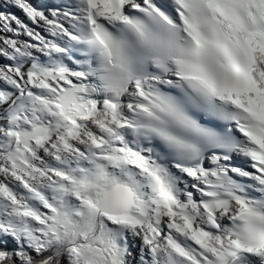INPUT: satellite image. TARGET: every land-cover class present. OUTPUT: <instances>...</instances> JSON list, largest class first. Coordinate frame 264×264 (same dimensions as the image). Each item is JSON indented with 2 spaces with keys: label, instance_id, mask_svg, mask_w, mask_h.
I'll use <instances>...</instances> for the list:
<instances>
[{
  "label": "snow or ice",
  "instance_id": "obj_1",
  "mask_svg": "<svg viewBox=\"0 0 264 264\" xmlns=\"http://www.w3.org/2000/svg\"><path fill=\"white\" fill-rule=\"evenodd\" d=\"M0 264H264V0H0Z\"/></svg>",
  "mask_w": 264,
  "mask_h": 264
}]
</instances>
